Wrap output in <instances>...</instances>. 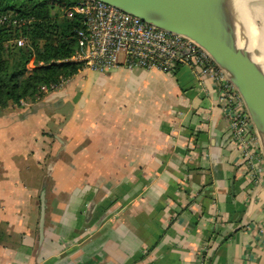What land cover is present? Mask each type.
I'll list each match as a JSON object with an SVG mask.
<instances>
[{"label": "crops", "instance_id": "crops-1", "mask_svg": "<svg viewBox=\"0 0 264 264\" xmlns=\"http://www.w3.org/2000/svg\"><path fill=\"white\" fill-rule=\"evenodd\" d=\"M219 96L188 64L84 67L0 109V264H264V174Z\"/></svg>", "mask_w": 264, "mask_h": 264}, {"label": "built area", "instance_id": "built-area-1", "mask_svg": "<svg viewBox=\"0 0 264 264\" xmlns=\"http://www.w3.org/2000/svg\"><path fill=\"white\" fill-rule=\"evenodd\" d=\"M65 14H80L84 27L77 29L78 49L69 60L99 73L124 66L129 69L157 68L172 73L181 64L193 67L200 79L212 78L219 87V100L227 114L232 138L242 157L253 169L262 172L259 136L243 97L227 71L212 55L191 37L143 20L118 6L102 0H80L65 8ZM23 18L1 14L0 23L20 25ZM26 36L14 39L18 46L27 43ZM83 67V68H84ZM62 78L50 90L63 86ZM47 91V89H43Z\"/></svg>", "mask_w": 264, "mask_h": 264}, {"label": "trees", "instance_id": "trees-1", "mask_svg": "<svg viewBox=\"0 0 264 264\" xmlns=\"http://www.w3.org/2000/svg\"><path fill=\"white\" fill-rule=\"evenodd\" d=\"M78 1L0 0V15L25 20L20 25L0 23V109L40 98L52 84L84 67L68 59L78 49L76 31L84 22L80 14L67 16L65 8ZM20 36L28 38L23 46L14 41Z\"/></svg>", "mask_w": 264, "mask_h": 264}, {"label": "water", "instance_id": "water-1", "mask_svg": "<svg viewBox=\"0 0 264 264\" xmlns=\"http://www.w3.org/2000/svg\"><path fill=\"white\" fill-rule=\"evenodd\" d=\"M201 44L229 74L258 134L264 136V70L240 47L227 0H102Z\"/></svg>", "mask_w": 264, "mask_h": 264}, {"label": "bare ground", "instance_id": "bare-ground-1", "mask_svg": "<svg viewBox=\"0 0 264 264\" xmlns=\"http://www.w3.org/2000/svg\"><path fill=\"white\" fill-rule=\"evenodd\" d=\"M249 1L251 0H227V13L232 20L239 46L251 49L249 54L264 70V25L259 28L262 41H258L253 16L248 7ZM254 43L258 50L257 53L252 51Z\"/></svg>", "mask_w": 264, "mask_h": 264}, {"label": "rangeland", "instance_id": "rangeland-1", "mask_svg": "<svg viewBox=\"0 0 264 264\" xmlns=\"http://www.w3.org/2000/svg\"><path fill=\"white\" fill-rule=\"evenodd\" d=\"M248 7H249V10L253 16V23H254L255 29H256L257 40L262 41V33H261V30H259V28H261L264 25V0H251V1H249ZM252 47H254L253 48L254 50H252V51L254 53H257L258 50L255 46V43ZM99 84L102 85V83H96V85H99ZM106 85L109 89L110 86L112 87V86L116 85V82L108 81L106 83ZM258 136H259V145H260V159L262 161V167H263L262 171L264 174V136H262L261 134H258Z\"/></svg>", "mask_w": 264, "mask_h": 264}]
</instances>
